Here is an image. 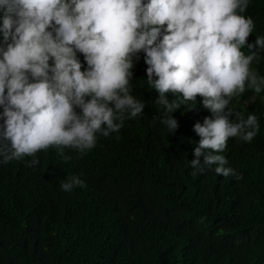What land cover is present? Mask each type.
<instances>
[{
  "label": "trees",
  "instance_id": "1",
  "mask_svg": "<svg viewBox=\"0 0 264 264\" xmlns=\"http://www.w3.org/2000/svg\"><path fill=\"white\" fill-rule=\"evenodd\" d=\"M238 14L254 22L247 44L264 37V0H249ZM2 18L0 10V26ZM76 56L87 70L83 54ZM145 59L144 52L133 58L130 80V94L145 104L143 116L125 118L119 133H97L84 156L65 149L68 162L55 148L36 153L34 168L32 157L4 163L0 156V264L264 263V88L256 94L246 84L229 104L245 120L258 118L251 142L229 138L220 153L242 178L218 175L216 165L198 172L190 163L201 139L193 126L213 114L197 96L193 108L182 105L171 114L178 128L170 134L159 94L147 83ZM251 67L264 77V49ZM4 120L0 106V145L7 143ZM74 175L86 186L62 191Z\"/></svg>",
  "mask_w": 264,
  "mask_h": 264
},
{
  "label": "clouds",
  "instance_id": "2",
  "mask_svg": "<svg viewBox=\"0 0 264 264\" xmlns=\"http://www.w3.org/2000/svg\"><path fill=\"white\" fill-rule=\"evenodd\" d=\"M248 4L249 0H0V106L7 142L0 145L3 162L32 157L28 166L34 168L39 164L36 153L49 148L68 162L72 157L64 155L65 149L84 156L95 147L97 133H119L125 118L143 116L145 104L130 94V80L133 58L144 52L147 83L159 94L156 102L165 109L162 123L170 134L178 128L171 114L182 105L193 108L197 96L213 114L193 126L201 139L192 153V168L202 172L216 165L218 175L241 179L225 167L228 161L220 153L229 138L251 142L259 132L255 114L245 120L229 107L246 84L256 94L264 88V77L251 67L264 49V37L247 44L254 22L238 14ZM162 29L165 34L157 43ZM246 44L248 55L241 51ZM77 52L84 56L85 71ZM166 93L182 99L170 102ZM255 100L253 95L249 102ZM76 186L86 185L74 175L61 189L71 192Z\"/></svg>",
  "mask_w": 264,
  "mask_h": 264
},
{
  "label": "water",
  "instance_id": "3",
  "mask_svg": "<svg viewBox=\"0 0 264 264\" xmlns=\"http://www.w3.org/2000/svg\"><path fill=\"white\" fill-rule=\"evenodd\" d=\"M264 264V263H263Z\"/></svg>",
  "mask_w": 264,
  "mask_h": 264
}]
</instances>
